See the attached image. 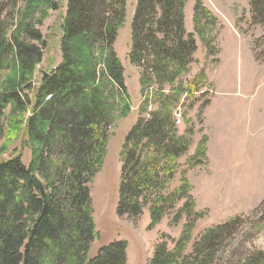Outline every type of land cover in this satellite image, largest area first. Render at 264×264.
<instances>
[{"label":"trees","instance_id":"16d2710c","mask_svg":"<svg viewBox=\"0 0 264 264\" xmlns=\"http://www.w3.org/2000/svg\"><path fill=\"white\" fill-rule=\"evenodd\" d=\"M67 1L62 61L44 71L33 87L46 46L36 27L41 19L37 15L58 9L59 0H0V132L11 108V118L17 114L23 131V146L31 148L28 164L20 153L0 161V264H127L124 240L90 254L100 235L91 184L103 164L115 113L130 111L115 50L126 0ZM136 1L129 57L147 70L141 75L145 117L137 119L121 148L117 213L138 221L148 209L151 226L173 210V224L185 216L174 246L164 235L147 264H213L215 251L241 218L212 226L192 242L202 214L196 209L189 170L180 169L179 163L192 132L178 131L182 91L166 88L186 72L197 50L194 34L185 26L187 0ZM249 1L253 19L264 22V0ZM203 17L217 22L198 0L194 20L202 34ZM203 39L208 45L207 35ZM154 78L159 89L153 98L145 88ZM197 88L190 82L183 92L188 95ZM207 141L200 140L189 166L207 160ZM177 173L179 185L170 189ZM259 259L264 264V254Z\"/></svg>","mask_w":264,"mask_h":264},{"label":"rangeland","instance_id":"374dc122","mask_svg":"<svg viewBox=\"0 0 264 264\" xmlns=\"http://www.w3.org/2000/svg\"><path fill=\"white\" fill-rule=\"evenodd\" d=\"M200 1L212 12L217 22L211 24L203 17V34L200 33L194 20L198 0H187L185 26L187 28V11L191 10L192 27L188 26L187 30L194 34L197 50L186 72L177 77L172 85L166 83L167 89L182 91L176 115L179 134L186 135L188 130L192 132L190 147L179 159L180 169L189 170L188 177L193 185L196 209L202 214V217L195 222L192 242L208 228L239 217L241 219L238 228L226 236L215 251L213 264H259V257L264 254V182L260 181L262 178L256 176L249 182L231 183V166L226 168L212 166L211 159L207 156L206 161L202 159L201 163L191 167L189 157L195 153L196 150L193 151V148L198 139L201 140L203 137L209 139L210 136H214L216 138L215 161L221 162L225 153L223 154L221 144L217 145V141L221 135L225 134L227 139H221L219 142L231 146V127H229L231 118L214 119L212 125L208 124L210 131L207 132L204 121L205 108L216 91H219L220 93H216L214 97L215 111L224 110L225 105L222 101L231 99V94L224 92H227L226 90L238 91L244 103L251 102V108L246 115V120L244 119L248 124L245 145L249 148L253 147L251 157L255 167L251 170L253 175L264 171L263 166L260 167L264 164L262 160L264 158V86L252 91L258 80L264 79V22L253 19L249 0ZM67 2V0H59L58 9L47 8L44 15L40 13L37 15V19L38 17L41 19L36 27L42 32L46 46L43 59L37 65L34 74L33 87H37L44 71L55 69L62 61V23L67 10ZM136 7V0H126L125 17L118 28L115 42V50L124 69L130 111L127 115L121 114V110L115 113V120L109 127L103 164L91 184L93 216L100 235L92 244L90 254L95 256L102 246L116 240H124L128 245L127 264H147L153 256L155 245L162 240L164 235L168 236L165 239L168 245L174 246L173 241L181 236L186 218L183 215L176 224H173L172 218L175 213L173 210L160 223L151 226L148 209H145L138 221L128 216H119L117 213L122 168L121 148L126 134L137 119L140 116L145 117V113L141 110L143 107L141 75L147 70L132 64L129 57L132 48V21ZM229 24H231V31L238 33L241 37V45L235 50V52L238 50L239 65L234 71L229 70L231 69V58L235 53H232L231 45V52L227 51L228 53L220 62L219 70L215 71L219 62L223 31ZM203 35H207L208 45L205 44ZM248 52L256 67L251 72L253 75L249 78V88L244 89L249 77L245 65ZM190 82L196 84L198 91L187 95L183 91ZM148 85L145 93H150L153 98L156 97L159 84L155 78ZM227 95L229 97H226ZM150 105L152 109L157 107V104ZM10 109L8 117L6 113L4 128L0 132V161L20 153L22 161L28 164L31 158V148L23 146V131L22 129L20 131L17 124V114L11 118ZM262 176L264 177L263 174ZM179 180L180 174L177 173L170 184V189L179 185Z\"/></svg>","mask_w":264,"mask_h":264},{"label":"crops","instance_id":"0c3cea01","mask_svg":"<svg viewBox=\"0 0 264 264\" xmlns=\"http://www.w3.org/2000/svg\"><path fill=\"white\" fill-rule=\"evenodd\" d=\"M191 13H192L191 10L187 11V15H186L187 28L192 27L193 18L191 16ZM240 39L241 37L239 36L238 33L231 31V24H229V26L228 25L225 26L222 39H221V49H220V53L218 57L219 62L215 68V71L219 70V67L221 64L220 62L224 58V56H226V54L228 53L227 51L231 52V45H232V53L235 52L236 48L241 45ZM237 52L238 50L233 54L232 58L230 57L231 58V62H230L231 69L229 70H231V72L234 71L239 65V56H237ZM251 59H252L251 55L248 52L245 65L247 66V72H248L249 77L247 79L244 89L249 88L248 87V84L250 81L249 78H252L253 74L251 72L256 67L254 66V63L252 62ZM212 79H213V75H212ZM262 86H264V79L258 80L256 86L253 87L252 91L257 88H263ZM226 91L227 92H224V93L231 94V99H226L222 101L225 105L224 110L215 111L214 97L216 93H218L219 91H216V93L214 94V97L211 99L210 103L205 108L204 121H205V128L207 129V132L208 130L210 131L208 124L212 125V121L214 119H222L223 117H225L226 119L231 118V123H229V127H231V146H227L224 143L219 142L221 139L223 140L224 138L227 139V137L224 136L225 134L221 135L217 141V145L221 144V149H222L221 151L223 152V154L225 153L224 156L221 158V162L215 161L214 150L216 149L215 148L216 138H214V136L213 137L210 136V138L208 139L209 142L207 145V156L209 159H211L210 164L212 166L217 165L220 168H226V167L231 166V183L249 182L250 180H253V178H256V176L262 178V180L260 181L264 182V177L262 176V174L264 175L263 170L260 171V173L256 172L253 175L252 170H251L252 168L255 167V165L253 164V159L251 157V154H252L251 150L253 147L249 148L248 146L245 145V140H246L245 133H246V127L248 124L244 121V119L246 120V115L251 108V105H250L251 102L248 104H246V102L244 103L242 99L239 97L238 91H233V92L231 90H226ZM240 94L242 96V93ZM226 97H229V95H227ZM262 105H263V102H262ZM229 110H231V113H229ZM194 141H196V139ZM199 142H200V139L197 140V143L195 145V148H193V151L196 150V147ZM191 150H192V147H191ZM262 160L264 161V158H262ZM262 166L264 169V164L261 165L260 167Z\"/></svg>","mask_w":264,"mask_h":264}]
</instances>
